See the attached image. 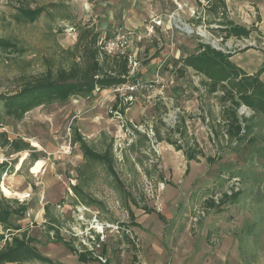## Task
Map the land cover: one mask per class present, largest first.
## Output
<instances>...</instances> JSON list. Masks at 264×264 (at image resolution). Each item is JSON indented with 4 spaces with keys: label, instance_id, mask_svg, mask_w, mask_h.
Wrapping results in <instances>:
<instances>
[{
    "label": "rangeland",
    "instance_id": "374dc122",
    "mask_svg": "<svg viewBox=\"0 0 264 264\" xmlns=\"http://www.w3.org/2000/svg\"><path fill=\"white\" fill-rule=\"evenodd\" d=\"M262 2L225 0L230 10L223 12L215 5L207 10L203 0H34L31 6H46L48 14L33 24L17 25L1 18L11 3L0 0V38L25 51L0 53V94L15 91L48 64L53 70L66 66L71 60L67 51L83 29L96 30L102 39L112 36L116 27L143 30L150 19L172 13L179 4V16L191 31L157 32L150 41L142 40L137 58L144 71L136 78L152 89L137 94L122 115L111 110L113 94L101 92L89 99L72 97L66 103L38 107L18 122L0 117L10 141L26 143L30 149L20 152L4 179L12 195L0 190V196L17 201L30 192L26 213L13 223L34 240L50 264H264V160L254 152L262 149L264 154V118L249 110L252 132L235 151L227 149L220 135V91L208 94L203 78L176 62L198 43L223 37L221 47H230L227 54L234 64L248 74L264 69V37L254 27ZM225 21L254 31L246 42L234 46V37L220 32L219 24ZM197 28L208 39L200 38ZM170 43L169 51H179L177 59L161 56ZM152 60L154 70L149 67ZM182 120L184 141L194 139L205 157L220 160L212 165L204 159L191 162L186 175L180 153L172 158L164 153L166 163L162 161V147L171 145L158 141L176 140L174 130ZM73 129L98 153L111 147L123 191L105 166L82 157L78 145L71 142ZM15 153L8 148V154ZM30 155L44 162L37 175ZM230 174L241 179L237 200L220 212L204 211L202 218L191 222L194 209L203 205V197L208 198L204 189L213 182L222 184L221 176ZM73 186L80 188L79 195ZM80 252L89 253L91 261L79 262Z\"/></svg>",
    "mask_w": 264,
    "mask_h": 264
},
{
    "label": "trees",
    "instance_id": "16d2710c",
    "mask_svg": "<svg viewBox=\"0 0 264 264\" xmlns=\"http://www.w3.org/2000/svg\"><path fill=\"white\" fill-rule=\"evenodd\" d=\"M34 0H9V12L1 15L3 20L21 25L33 24L43 15L48 14L46 6H31ZM210 10L212 5L226 11L225 0H203ZM244 1V0H235ZM5 14V13H4ZM222 26L221 33L225 36L235 38H250L254 30L236 25L230 21L219 24ZM102 37L95 30L83 29L71 49L67 51L70 62L66 66H59L55 70L50 64L48 68L36 77H30L19 85L15 91L0 94V117L8 118L12 121H21L24 115L38 107L53 103H66L72 97L89 99L96 93L105 90H113L118 87L131 84L136 81V76L129 78L128 60L125 55H108L102 49L100 42ZM249 47L241 51L248 50ZM24 49L7 38H0V53L22 55ZM231 54H226L215 50L210 45L198 43L194 51L185 57H181L176 62L180 63L183 69L193 71L203 79L201 84L208 94H216L220 91L219 100L222 104L223 124L220 127V135L225 138L227 149L236 150L239 142L245 141L252 132L253 125L250 124L252 118L247 119L238 115L240 106H244L255 115L264 118V82L260 76L264 69L260 68L253 74H248L231 61ZM126 92L116 93L111 110L124 114L129 104L124 103ZM174 133L179 135L183 141V146L178 145L176 140L167 138L159 139L158 142L166 141L173 146L174 150L181 152L184 160L188 163H198L204 159L208 165H212L221 157H205L202 149L194 139L184 141L186 128L184 121L177 124ZM143 140L147 138L143 136ZM71 142L77 144L82 157L91 162L105 166L107 173L118 184L119 190L123 191L117 174L114 170V161L111 147L103 153H98L90 148L76 129H73ZM3 146L9 145L14 152L29 151V146L22 142L9 143L3 137ZM226 149V150H227ZM255 155L264 160L262 149L255 150ZM33 161H38L36 155H30ZM264 166V164L262 165ZM5 170V166H0V178ZM188 167L186 168V172ZM238 178L241 186V179L235 175L221 176L222 184L213 182L210 187L204 189L203 194L208 198H202L203 205L197 207L204 211L214 210L220 212L225 204L234 203L240 191L227 195L220 193V198L215 202L212 197L218 194V189L233 179ZM75 195H79L80 188L72 187ZM27 211L26 205L17 201H10L0 196V264H22L28 261H38L43 264H50L47 257L40 254L33 245L34 240L27 236L21 227L14 224V219H21ZM159 218L161 217L158 213ZM70 248V247H69ZM74 251V249H71ZM89 253L80 252L78 261L86 263L91 261L87 258Z\"/></svg>",
    "mask_w": 264,
    "mask_h": 264
},
{
    "label": "built area",
    "instance_id": "2783aa9c",
    "mask_svg": "<svg viewBox=\"0 0 264 264\" xmlns=\"http://www.w3.org/2000/svg\"><path fill=\"white\" fill-rule=\"evenodd\" d=\"M180 8L181 7L178 4L176 10L173 11L172 13L164 15L163 17L160 18L156 17L150 19V21L146 25H144L142 33H139L137 31H134L126 27H116L112 36L108 37L107 39H103L100 42L101 49L108 55H125L128 60V68H129L128 77L132 78L136 76L139 69V64L129 52L133 45L134 40L137 42H141L145 37H149V38L153 37L155 35L156 29H162L164 32H170L173 30H177L179 32H184V33L191 32L189 31L190 27L179 16L178 11L180 10ZM196 30L199 32L198 36L200 38L208 39L207 34L205 33L204 30H201L200 28H197ZM223 41H224L223 37H220L219 39L211 40V42L208 43L207 45H210L212 48H214L217 51L227 54L229 53L228 50L230 47L228 46L221 47ZM242 41L246 42L244 38H235V37L233 38V43H235L234 46H238V44H240V42ZM154 69H156V67ZM157 80H158V76L155 75L154 82L157 83L158 82ZM151 89H152L151 84H148L143 80L136 79V81L131 84H127L118 87L116 89H113V92L115 94L116 93L122 94L123 92H126L127 96L124 98V103H128L129 105H131L136 102L137 94L150 92ZM114 114L118 116V112L115 111ZM172 114H174L173 119H176L175 116L176 113L173 112ZM238 115L240 117L247 118L250 115L249 109H247L244 106H240L238 109ZM148 134H151V136L153 135L151 129L148 131ZM3 137L9 143H11L10 138L8 136V130L6 125L0 122V138ZM176 141L178 145L183 146V141L179 138V135H177ZM8 148L9 145L0 146V166H5V170L0 178V190L1 187L4 185V179L7 176L8 170L10 169L12 162L18 157V155H20V152L15 154H8ZM20 161L21 158L19 159L18 166L21 165ZM239 187H240L239 179L233 178L224 188L223 193H226L227 195H231L232 193L238 192ZM30 198H31V194L28 191L26 193H22L21 196L18 197L16 200L19 204H23L29 201ZM219 198H220V194H216L215 196L212 197V199L215 202H217ZM203 216H204V210L200 208L194 209V213L191 217V222L196 223Z\"/></svg>",
    "mask_w": 264,
    "mask_h": 264
},
{
    "label": "crops",
    "instance_id": "0c3cea01",
    "mask_svg": "<svg viewBox=\"0 0 264 264\" xmlns=\"http://www.w3.org/2000/svg\"><path fill=\"white\" fill-rule=\"evenodd\" d=\"M231 1H235V0H230V2ZM226 2H227V0H226ZM235 2H239V1H235ZM261 6V8L259 7L258 9H259V19H258V22L257 23H255L254 24V27L255 28H257V33L259 34V35H261V36H263L264 37V0H263V2H262V4L260 5ZM226 9L229 11L230 9L228 8V5H227V3H226ZM237 10V9H236ZM129 29H132V30H134V31H137V32H139V33H142V28H137V27H128ZM248 29V28H247ZM157 32H161L162 34H168V33H166V32H164L162 29H156V32H155V35L153 36V37H145L144 39H143V41L144 40H148V41H150V39H153V38H155V36H156V34H157ZM143 41H141V42H137V41H133V45H132V47H131V49H130V54L132 55V57L137 61V63L139 62L138 61V54H139V45L143 42ZM171 44V43H170ZM173 45L171 44V46L169 45V44H166L165 45V48H164V50H163V52L161 53V54H163V55H161V56H165V57H167V56H171L173 59H177L178 58V56H179V51L177 50V49H170V51H169V48L170 47H172ZM192 47H194L195 48V45H192ZM191 47V48H192ZM193 48V49H194ZM194 50H192L190 53H192ZM182 57H185V56H182ZM231 60H232V57H231ZM153 63H154V60H152L151 62H150V65H149V67L151 68V70H154V66H152L153 65ZM239 67V66H238ZM242 70H244L245 72H246V70L247 69H245L244 67H240ZM142 71H144V68L143 69H141L140 68V64H139V69H138V72H137V74L140 72H142ZM136 74V75H137ZM263 76H264V71H263V73L261 74V76H260V79H261V81H263L264 82V80H263ZM103 93L104 94H113L112 96L113 97H110V98H114V95H115V93L113 92V90H105V91H103ZM145 93H148V92H145ZM109 98V99H110ZM166 154L167 156H169L170 158H172L173 156H176V155H178L179 153L181 154V156H182V158H184L183 157V155H182V153L181 152H177V153H175L174 152V150H173V148L171 147V146H165V147H162V161L164 162V163H166L164 160H163V154ZM191 163V162H190ZM190 163H188L187 164V162L186 161H184V168H183V170H182V174H187V172H188V170H189V164ZM188 167V170H187V172H186V168ZM254 216L255 215H252V219H254Z\"/></svg>",
    "mask_w": 264,
    "mask_h": 264
},
{
    "label": "bare ground",
    "instance_id": "6f19581e",
    "mask_svg": "<svg viewBox=\"0 0 264 264\" xmlns=\"http://www.w3.org/2000/svg\"><path fill=\"white\" fill-rule=\"evenodd\" d=\"M43 164H44V162L43 161H37L36 162V164H35V166H34V173H39L40 172V170H41V168L43 167ZM1 190L6 194V195H12V193L3 185L2 187H1ZM17 195V194H16ZM99 228V227H98Z\"/></svg>",
    "mask_w": 264,
    "mask_h": 264
}]
</instances>
